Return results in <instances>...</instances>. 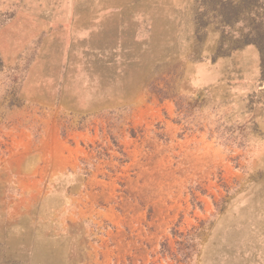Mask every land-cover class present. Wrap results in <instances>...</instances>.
Instances as JSON below:
<instances>
[{"label": "rangeland", "instance_id": "rangeland-1", "mask_svg": "<svg viewBox=\"0 0 264 264\" xmlns=\"http://www.w3.org/2000/svg\"><path fill=\"white\" fill-rule=\"evenodd\" d=\"M198 3L0 0V264H264V65Z\"/></svg>", "mask_w": 264, "mask_h": 264}, {"label": "trees", "instance_id": "trees-1", "mask_svg": "<svg viewBox=\"0 0 264 264\" xmlns=\"http://www.w3.org/2000/svg\"><path fill=\"white\" fill-rule=\"evenodd\" d=\"M199 2L200 10L195 13V30L194 34L198 37L200 32L204 31L207 25L214 24L215 28L221 30V37L233 42L232 48H237L246 44L257 45L261 55V65H264V27H253V3L255 0H196ZM254 1V2H253ZM249 24H244L245 21ZM241 25L231 30L235 23ZM226 28H229L226 30ZM225 33V34H224ZM200 38V37H199ZM219 46V53L222 51V43ZM217 50V51H218ZM175 234V233H173Z\"/></svg>", "mask_w": 264, "mask_h": 264}]
</instances>
